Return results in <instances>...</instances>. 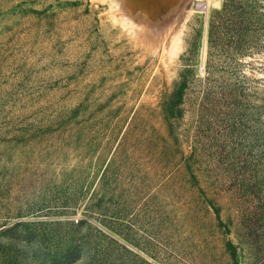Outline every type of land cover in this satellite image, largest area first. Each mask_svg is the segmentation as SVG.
<instances>
[{
	"label": "rangeland",
	"instance_id": "rangeland-1",
	"mask_svg": "<svg viewBox=\"0 0 264 264\" xmlns=\"http://www.w3.org/2000/svg\"><path fill=\"white\" fill-rule=\"evenodd\" d=\"M0 264H264V0H0Z\"/></svg>",
	"mask_w": 264,
	"mask_h": 264
}]
</instances>
